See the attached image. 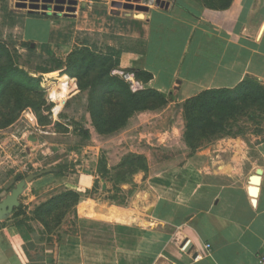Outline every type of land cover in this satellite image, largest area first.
<instances>
[{"label": "crops", "instance_id": "1", "mask_svg": "<svg viewBox=\"0 0 264 264\" xmlns=\"http://www.w3.org/2000/svg\"><path fill=\"white\" fill-rule=\"evenodd\" d=\"M78 1L71 14L19 9L26 14L24 25L15 28L20 41L38 56L61 59L80 34L125 41L110 46L119 49L120 68L127 67L123 56L135 57L130 71L153 74L148 82L138 79L141 88L177 103L207 89L234 88L246 76L264 84V0H233L226 10L210 9L202 0H166L168 8L163 0H143L148 10H127L118 0ZM53 88L59 90L56 84L46 90L49 102ZM66 100L51 102L60 108ZM154 167L147 176L134 175L137 188L123 207L85 198L95 186L92 172L35 179L20 199L26 212L0 219V264H264V137H223L181 165ZM120 187L134 190L128 183ZM59 188L84 195L70 217L74 231L61 240L32 218L39 199ZM107 189L104 183L100 191Z\"/></svg>", "mask_w": 264, "mask_h": 264}, {"label": "trees", "instance_id": "2", "mask_svg": "<svg viewBox=\"0 0 264 264\" xmlns=\"http://www.w3.org/2000/svg\"><path fill=\"white\" fill-rule=\"evenodd\" d=\"M202 2L210 9L226 10L233 0ZM28 49L33 50V47L29 44ZM50 61L57 62L56 67L43 72L60 70L59 80L33 77L18 66L9 46L0 40V130L12 127L25 111L35 114L37 127L47 126L50 116L45 115L48 106L46 90L53 84L59 88L50 90L55 99L64 100L73 93H88V110L101 134L119 133L129 127L136 114L161 110L169 102L167 94L152 88L134 91L122 77L113 74L120 67V53L116 57L110 51L97 53L89 47H82L73 49L66 60L50 58ZM132 71L143 82L153 78V74L146 70ZM176 105L183 118L181 136L193 155L217 139L244 135L245 128L241 123L264 121V85L257 78L246 76L234 88L207 89ZM158 147L153 161L144 153H127L113 170L115 182L137 188L134 175L139 172L149 175L151 164L155 166V172L185 163H174L171 155H166L162 146ZM53 168L52 173L56 176H65L61 166ZM83 197V194L66 188L54 189L39 199L33 216L43 224L46 232L52 234ZM21 207L14 213L17 214Z\"/></svg>", "mask_w": 264, "mask_h": 264}, {"label": "rangeland", "instance_id": "3", "mask_svg": "<svg viewBox=\"0 0 264 264\" xmlns=\"http://www.w3.org/2000/svg\"><path fill=\"white\" fill-rule=\"evenodd\" d=\"M16 2L17 0H0V40L9 46L18 66L29 72L31 76H33L31 74L33 71L43 72L55 68L57 62L38 56L34 51H29L27 49L29 43L20 41V30H15V28L24 25L23 16L29 14L30 10L28 8L17 9ZM118 2H125V0H118ZM19 9L26 10L27 13L22 15ZM125 43L127 42L110 40L99 34H80L78 44L74 48L89 47L97 53H109L110 51L118 57L119 49L114 47ZM67 56L64 59L61 57L57 59L66 60ZM133 58L135 57L123 56L122 64L127 67L124 69L118 67L113 74L121 77L122 72H131L130 66L137 64ZM59 71L48 72L50 74L46 78L59 80ZM47 96L46 93V98ZM66 98L68 102L60 108L51 100L47 102L45 115L50 116L47 126L37 127V117L36 122H33V116L27 115L25 111L12 127L0 130V201L30 173L61 166L65 176L78 170L92 172L96 176L95 188L85 198L98 199L101 197V199L105 198L123 207L128 205L136 187L134 190L123 191L114 180L113 170L127 153H144L153 161L156 158L155 153L158 146H162L161 149L167 153L166 155L170 154L171 160L176 164L185 162L194 155H190V150L187 149L181 136L183 118L181 113H178L177 102L171 101L170 96L167 106L163 109L144 112L145 114L138 113L137 118L135 117L124 131L108 134H101L94 126L92 115L88 110L87 92L73 93L67 95ZM241 125L245 128L244 137L246 134L264 137V121L260 123L248 121ZM18 177L21 179L19 180ZM104 183H108L106 190L108 194L100 191ZM80 202L83 205L84 198ZM21 205L17 216L26 212V208L23 204ZM75 207L66 215L64 221L55 227L54 235H58V240L66 237V233L74 231L75 219L70 217L74 214L76 216L77 207ZM67 216L69 217L66 220ZM32 218L35 219L34 216ZM67 224L68 227H66Z\"/></svg>", "mask_w": 264, "mask_h": 264}, {"label": "water", "instance_id": "4", "mask_svg": "<svg viewBox=\"0 0 264 264\" xmlns=\"http://www.w3.org/2000/svg\"><path fill=\"white\" fill-rule=\"evenodd\" d=\"M151 1L155 2V0ZM142 2L143 0H125V2H118V5L127 10H148V7L144 6ZM66 4L69 6L65 7L64 5ZM78 4V0H17L16 7L28 8L31 11L42 10L48 13L53 11L56 13L67 12L71 14L76 11ZM161 4V6L165 8L169 6L166 0H163ZM53 171H55V169L49 167L36 173H30L27 177L20 180L12 189L11 193L0 201V219L13 213L14 210L21 205L20 197L32 181L45 174L52 173Z\"/></svg>", "mask_w": 264, "mask_h": 264}, {"label": "built area", "instance_id": "5", "mask_svg": "<svg viewBox=\"0 0 264 264\" xmlns=\"http://www.w3.org/2000/svg\"><path fill=\"white\" fill-rule=\"evenodd\" d=\"M121 77L130 85L132 90L137 91L141 89L140 82L138 81L134 73L124 71L121 73ZM53 98H54L53 96L50 97L51 100H53ZM207 246L210 247L209 244ZM260 262L264 263V256L261 257Z\"/></svg>", "mask_w": 264, "mask_h": 264}, {"label": "flooded vegetation", "instance_id": "6", "mask_svg": "<svg viewBox=\"0 0 264 264\" xmlns=\"http://www.w3.org/2000/svg\"><path fill=\"white\" fill-rule=\"evenodd\" d=\"M53 6H54V5H53ZM64 6L67 7V6H69V5L66 4V5H64Z\"/></svg>", "mask_w": 264, "mask_h": 264}]
</instances>
